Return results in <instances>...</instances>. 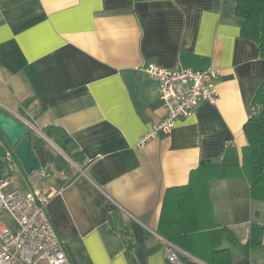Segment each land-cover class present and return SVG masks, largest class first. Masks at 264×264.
Returning a JSON list of instances; mask_svg holds the SVG:
<instances>
[{
    "label": "crops",
    "instance_id": "obj_1",
    "mask_svg": "<svg viewBox=\"0 0 264 264\" xmlns=\"http://www.w3.org/2000/svg\"><path fill=\"white\" fill-rule=\"evenodd\" d=\"M242 26L236 0H0V105L33 138L63 128L83 158L74 166L62 154L71 169L50 163L46 176L20 161L9 177L27 179L14 189L53 193L47 211L74 264H168L166 192L191 178L207 183L213 213V226L186 238L192 248L264 264V235L250 244L264 201L251 196L244 132L264 57ZM149 64L219 70V100L140 146L166 115Z\"/></svg>",
    "mask_w": 264,
    "mask_h": 264
},
{
    "label": "built area",
    "instance_id": "obj_2",
    "mask_svg": "<svg viewBox=\"0 0 264 264\" xmlns=\"http://www.w3.org/2000/svg\"><path fill=\"white\" fill-rule=\"evenodd\" d=\"M145 70L159 82V99L166 115L142 137L140 146L159 131L171 132L179 118L192 116L202 102L215 104L219 100V70L215 68L194 70L149 64ZM49 168L50 164L41 167L44 176L49 174ZM9 184L7 179L0 180V264H74L47 211L53 193L41 188L27 193L20 189L6 191ZM4 212L11 222L4 220ZM158 236L168 264H183L184 257L197 260L172 241Z\"/></svg>",
    "mask_w": 264,
    "mask_h": 264
},
{
    "label": "trees",
    "instance_id": "obj_3",
    "mask_svg": "<svg viewBox=\"0 0 264 264\" xmlns=\"http://www.w3.org/2000/svg\"><path fill=\"white\" fill-rule=\"evenodd\" d=\"M237 14L243 19L242 32L246 37L258 42L262 57H264V0H236ZM254 113L244 124V132L248 146L245 158L249 161L248 179L251 196L264 201V82L260 85L254 100ZM44 132L47 137L77 164H82L81 152L76 150L75 142L61 127L48 125ZM0 136H3L0 130ZM33 147L41 160L42 167L53 163L57 168L70 170L71 163L62 155L54 154L46 146L43 137H34ZM70 168V169H69ZM169 188L166 192L158 233L175 243L202 262L184 257L183 264H232L230 249L213 248L206 253L196 251L186 240L187 237L198 234L206 227L213 226L209 221L213 213L208 195L207 183ZM230 232L222 228L214 232ZM251 245L259 244L264 235V225H253L251 232Z\"/></svg>",
    "mask_w": 264,
    "mask_h": 264
},
{
    "label": "water",
    "instance_id": "obj_4",
    "mask_svg": "<svg viewBox=\"0 0 264 264\" xmlns=\"http://www.w3.org/2000/svg\"><path fill=\"white\" fill-rule=\"evenodd\" d=\"M0 130L3 134L0 136V180L20 170V161L27 172L41 169L42 163L33 147L34 138L29 126L1 105ZM43 137L49 139L45 134ZM113 218L122 223L118 210L113 212Z\"/></svg>",
    "mask_w": 264,
    "mask_h": 264
},
{
    "label": "rangeland",
    "instance_id": "obj_5",
    "mask_svg": "<svg viewBox=\"0 0 264 264\" xmlns=\"http://www.w3.org/2000/svg\"><path fill=\"white\" fill-rule=\"evenodd\" d=\"M41 137H43V136H41ZM45 140H46L47 148H50L52 150V152H54L56 154H58V153L65 154L61 149L58 148V146L54 143V141L52 139L49 138V139H45ZM73 165L77 166V163L73 162ZM7 179L10 183V187L6 188V191H8L10 189L18 188V187L21 188L22 186L28 185L27 179L23 175H13ZM25 193H27V192H25ZM3 218L7 222H11L10 216L7 212L3 213Z\"/></svg>",
    "mask_w": 264,
    "mask_h": 264
}]
</instances>
